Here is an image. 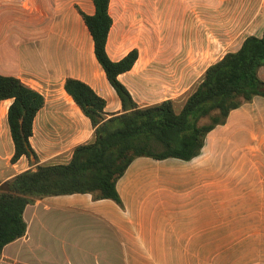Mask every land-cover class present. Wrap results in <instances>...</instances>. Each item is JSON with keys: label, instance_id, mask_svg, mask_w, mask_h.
Wrapping results in <instances>:
<instances>
[{"label": "crops", "instance_id": "1", "mask_svg": "<svg viewBox=\"0 0 264 264\" xmlns=\"http://www.w3.org/2000/svg\"><path fill=\"white\" fill-rule=\"evenodd\" d=\"M157 1L110 0L107 53L120 61L138 49L134 67L119 79L140 107L171 99L179 113L206 69L248 36H261L264 25H253L227 44L216 33L209 44L206 38L185 42L170 34L166 39L159 35ZM80 10L94 15L96 7L92 0H0V74L21 79L46 98L31 138L41 164L67 163L77 145L94 138L90 119L64 88L67 78L85 82L105 99L108 116L122 112ZM216 53L218 60L192 84V54L203 59ZM259 76L264 81V66ZM11 103L0 101L2 183L36 165L25 156L11 162ZM36 140L39 147L45 140L74 144L52 153L59 162H48ZM117 190L121 205L91 194L36 199L24 212L26 234L5 246L1 264H35L38 253L52 245L78 259L95 251L119 252L124 264H264V97L232 110L192 160L134 159ZM181 251L197 252L198 260L176 262L174 253Z\"/></svg>", "mask_w": 264, "mask_h": 264}, {"label": "trees", "instance_id": "2", "mask_svg": "<svg viewBox=\"0 0 264 264\" xmlns=\"http://www.w3.org/2000/svg\"><path fill=\"white\" fill-rule=\"evenodd\" d=\"M92 1L95 14L81 10L80 14L93 37L96 58L121 99L122 112L108 116L105 99L85 82L67 78L64 88L90 119L94 138L77 145L67 163L41 164L31 138L46 98L21 79L0 74V101H12L7 114L15 148L11 162L25 156L36 164L0 181V259L6 245L26 234L24 212L36 199L91 194L96 200L111 199L121 205L117 182L134 159L192 160L201 153L207 134L224 124L232 110L256 96L264 97V81L259 76L264 66L263 31L261 36H248L238 50L211 64L181 112H176L171 99L140 107L119 79L134 67L139 51L132 50L120 61L110 59V0ZM204 119L208 120L205 124Z\"/></svg>", "mask_w": 264, "mask_h": 264}, {"label": "rangeland", "instance_id": "3", "mask_svg": "<svg viewBox=\"0 0 264 264\" xmlns=\"http://www.w3.org/2000/svg\"><path fill=\"white\" fill-rule=\"evenodd\" d=\"M159 10V35L169 39L182 38L185 42H191L195 38L214 40L215 33L223 40L224 44L235 37L241 38L251 31L253 25H264V0H158ZM204 26V32L195 23ZM244 33V34H242ZM26 36V35H23ZM21 38V37H20ZM223 51V50H222ZM221 51V52H222ZM191 67L195 73L192 76V84L199 80L201 72L209 64L218 60L220 53L209 55L207 58H196L192 54ZM196 56V57H195ZM171 77H158L160 80H169ZM6 119V117H4ZM42 142V141H41ZM55 143L57 146H53ZM74 142L45 140L39 147L35 146L42 155L48 158V162H59L60 158L52 156V153L70 147ZM62 154V156H64ZM61 157V156H60ZM68 255V256H67ZM119 252H92L89 257L78 259L75 252L68 254L63 252L61 245L44 247L35 259V264H124ZM173 259L176 262L186 260L197 261L198 253L175 252Z\"/></svg>", "mask_w": 264, "mask_h": 264}]
</instances>
